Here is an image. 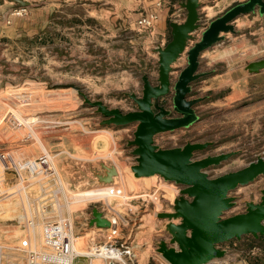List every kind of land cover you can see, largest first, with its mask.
Segmentation results:
<instances>
[{"label":"rangeland","instance_id":"1","mask_svg":"<svg viewBox=\"0 0 264 264\" xmlns=\"http://www.w3.org/2000/svg\"><path fill=\"white\" fill-rule=\"evenodd\" d=\"M27 1L30 5L23 7L14 0H0V154L14 162L8 167L0 162V180L1 191H16L0 201V241L20 242L27 231L16 223L33 219L29 234L34 249L40 250L44 223L66 218L82 254L74 264H105L91 255L104 238L90 220L93 208L101 210L110 203L124 217L117 242L126 240L137 254L130 264H169L158 252L159 242L170 235L163 230L166 219L157 214L172 211L179 188L159 175L136 177L131 171L134 147L128 145L135 127L102 124L105 117L79 93L125 112L136 109L126 93L141 94L145 71L155 78L154 48L159 42L156 30H139L134 17L156 8L158 0ZM243 1L224 0L214 8L216 0H206L205 22ZM246 15L236 25L238 32L220 42L211 65L202 68L212 71L211 77L236 69L200 84L196 96L207 97L200 108L202 119L190 129L156 136L163 147L189 140L214 142L197 158L238 151L209 170L214 177L264 155V72L251 76L244 67L264 58V16ZM237 80L242 96L233 91ZM43 154H48L49 168L23 167L28 160L40 162ZM101 162L118 169L112 184L97 183ZM17 169L27 181L26 189ZM117 188L133 199L116 196ZM262 189L264 175L233 191L238 204L227 215L245 211L246 201H260ZM98 193L103 196L94 199ZM11 223L18 230L8 226ZM221 246L226 256L208 264H264V239L244 236Z\"/></svg>","mask_w":264,"mask_h":264},{"label":"water","instance_id":"2","mask_svg":"<svg viewBox=\"0 0 264 264\" xmlns=\"http://www.w3.org/2000/svg\"><path fill=\"white\" fill-rule=\"evenodd\" d=\"M14 1L23 7L30 5L27 0ZM205 2L179 1L186 11L185 18L170 21V39L154 48L158 75L153 78L145 71L141 94L126 93L136 109L125 112L79 91L85 102L105 117L102 124L135 127L134 139L128 145L134 147L132 155L136 162L131 170L136 177L159 175L181 186L172 211L157 214L166 219L163 230L170 235L168 240L159 242L158 252L169 264H208L226 256L228 251L221 246L225 242L244 236L264 239V189L260 201H246L245 211L227 215L238 204V197L232 192L264 175V155L241 169L214 177L209 170L236 156L238 151L197 158L198 152L214 142L189 140L176 147L156 143L158 134L190 129L202 119L198 106L207 97L195 96V85L212 73L202 70L203 53L225 40L227 34L237 33L235 20L240 16L256 12L264 16V0H246L205 24L200 11ZM184 54L186 66L173 76L174 64ZM245 69L250 73L260 72L264 69V58L249 62ZM101 166L103 173L96 172L97 183L112 184L118 169L105 162ZM92 214L90 225L110 227V221L99 208H93Z\"/></svg>","mask_w":264,"mask_h":264},{"label":"built area","instance_id":"3","mask_svg":"<svg viewBox=\"0 0 264 264\" xmlns=\"http://www.w3.org/2000/svg\"><path fill=\"white\" fill-rule=\"evenodd\" d=\"M166 0H158L156 2L157 9H150L145 13H142L139 19L137 20V26L140 30H153L156 27V22L159 19V9H161ZM207 15V13H205ZM177 20L181 21L185 18V13L176 15ZM40 162L37 159L28 160L23 167L27 168H38L41 167L46 169L49 168L50 160L48 154H43L39 158ZM0 162L5 163V165L11 166L14 162L6 154H0ZM1 164L2 166L4 164ZM3 169V167H2ZM5 169V168H4ZM42 170V169H41ZM20 174V180L24 189L27 188L28 184H25L27 181H24V176L17 169ZM174 183V182H172ZM178 188V193L181 192V186L174 183ZM2 179L0 180V201H6L10 199L12 195L16 193L12 192L6 194L7 191L2 190ZM115 195L128 201L133 199L132 196L126 195L123 192L122 188H117L115 190ZM145 195V194H144ZM149 198L152 197L151 194H147ZM180 195V194H179ZM174 197L172 203L179 196ZM140 196V195H139ZM146 196V195H145ZM104 217L107 218L111 226L108 228L98 227L101 232H103L104 241H100L96 244L91 255H96L104 259L105 264H130L134 262V257L137 256L131 249V246L124 242L118 243L119 235L116 233L119 231L121 221H124V217L121 214L122 212L111 206L110 203L102 205L101 210ZM33 219L25 220L22 223H16L23 228L24 231H27V235L18 243L7 244L0 241V264H21L20 261H27V264H74V261L77 257L82 255L76 249V237L73 234L72 222L68 219L46 221L43 225V247L42 249H34V241L30 236V225L33 224ZM14 223V222H13ZM8 226H15L14 224H8ZM5 233H8L7 227H5ZM15 231L18 230L17 226L14 227ZM10 230V229H9ZM89 255V253H87Z\"/></svg>","mask_w":264,"mask_h":264},{"label":"crops","instance_id":"4","mask_svg":"<svg viewBox=\"0 0 264 264\" xmlns=\"http://www.w3.org/2000/svg\"><path fill=\"white\" fill-rule=\"evenodd\" d=\"M179 1L181 0H166L163 7L161 9H159V19L158 21L156 22V27H155V30L157 32V39H158V42H161L163 44L167 43L168 40L170 39V35H171V29H170V26H169V23L170 21L172 20H177L176 18V15L178 14H183V13H186V11L184 9H182L179 5ZM224 2V0H221V1H218L216 0L215 4L213 5V7H217L219 6L220 3ZM206 6H203L200 11L203 14H205V8ZM152 9H157V8H152ZM150 10V9H147V11ZM146 12V11H145ZM142 14V13H141ZM141 14H139L138 16L134 17L135 21H134V24H136L137 26V20L139 19V17L141 16ZM205 16H207L206 14L203 15V20H204V23L205 24H208L205 22V19L204 18ZM248 15H242L240 16L239 18H237L235 20V23L237 26L238 25V22L239 20L242 18V17H247ZM208 17V16H207ZM135 26V27H136ZM138 28V26H137ZM139 29V28H138ZM140 30V29H139ZM253 33V32H251ZM228 37V36H227ZM220 43L214 45L212 48L206 50L203 55H202V68L203 69H207V66H210L211 65V62L214 60V58L212 57L213 53H217V47ZM220 46V45H219ZM254 61V60H253ZM251 62V61H250ZM186 63H187V56L186 54H184L182 57L179 58V60L174 64V68H176V71L172 73L173 76H177L180 72V69H182L184 66H186ZM248 64V63H247ZM246 64V65H247ZM245 65V66H246ZM244 66V67H245ZM155 69H156V75L155 77L158 75V71H157V64L154 66ZM239 69V67H238ZM233 70H236L234 68H231L229 71L230 73H232ZM229 71H223L219 74H215V75H212V77L210 76H206L205 78L201 79L200 81H198L195 85V88H196V93H195V96L196 95H199V91H200V84H209V80L211 79H214L216 80V78L218 76H222L224 75L225 73H229ZM264 72V69L261 70L260 72L258 73H250L248 72L249 74H251V76H261ZM234 92L236 91L237 93H241V96H242V92H243V89L242 88H237V87H240V80H237L235 83H234ZM209 87V86H208ZM220 88H223V85L220 86ZM206 102L200 104L198 106V109L200 111V108L204 106Z\"/></svg>","mask_w":264,"mask_h":264},{"label":"bare ground","instance_id":"5","mask_svg":"<svg viewBox=\"0 0 264 264\" xmlns=\"http://www.w3.org/2000/svg\"><path fill=\"white\" fill-rule=\"evenodd\" d=\"M132 171V170H131ZM133 172V171H132ZM103 196V194H101V193H98L97 195H95V196H93L94 197V199H98V198H100V197H102ZM111 226V225H110Z\"/></svg>","mask_w":264,"mask_h":264}]
</instances>
